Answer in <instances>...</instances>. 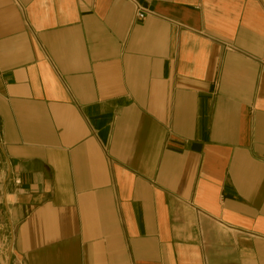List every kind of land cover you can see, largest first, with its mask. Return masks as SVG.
Listing matches in <instances>:
<instances>
[{
    "label": "crops",
    "instance_id": "0c3cea01",
    "mask_svg": "<svg viewBox=\"0 0 264 264\" xmlns=\"http://www.w3.org/2000/svg\"><path fill=\"white\" fill-rule=\"evenodd\" d=\"M0 264H264V0H0Z\"/></svg>",
    "mask_w": 264,
    "mask_h": 264
},
{
    "label": "built area",
    "instance_id": "2783aa9c",
    "mask_svg": "<svg viewBox=\"0 0 264 264\" xmlns=\"http://www.w3.org/2000/svg\"><path fill=\"white\" fill-rule=\"evenodd\" d=\"M134 8H135V16L137 19L142 20L144 19L148 12L146 10H144L143 8H141L138 4L134 3Z\"/></svg>",
    "mask_w": 264,
    "mask_h": 264
}]
</instances>
